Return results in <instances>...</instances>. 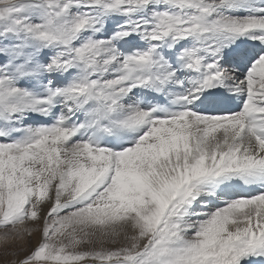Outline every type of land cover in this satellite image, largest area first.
I'll use <instances>...</instances> for the list:
<instances>
[{"label":"snow or ice","instance_id":"obj_1","mask_svg":"<svg viewBox=\"0 0 264 264\" xmlns=\"http://www.w3.org/2000/svg\"><path fill=\"white\" fill-rule=\"evenodd\" d=\"M0 245L264 264V0H0Z\"/></svg>","mask_w":264,"mask_h":264},{"label":"rangeland","instance_id":"obj_2","mask_svg":"<svg viewBox=\"0 0 264 264\" xmlns=\"http://www.w3.org/2000/svg\"><path fill=\"white\" fill-rule=\"evenodd\" d=\"M36 239H37L36 237H33L31 240V244H35ZM26 241H27V238H26ZM22 246L27 248L29 246V244L26 242ZM3 252H4V247H3V245H0V261H2L4 259L3 255H2Z\"/></svg>","mask_w":264,"mask_h":264},{"label":"bare ground","instance_id":"obj_3","mask_svg":"<svg viewBox=\"0 0 264 264\" xmlns=\"http://www.w3.org/2000/svg\"><path fill=\"white\" fill-rule=\"evenodd\" d=\"M234 107V106H233Z\"/></svg>","mask_w":264,"mask_h":264}]
</instances>
